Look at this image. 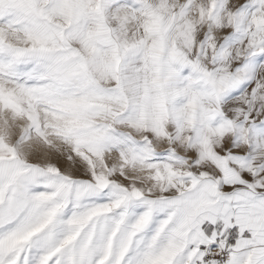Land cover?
<instances>
[{
    "label": "snow or ice",
    "instance_id": "1",
    "mask_svg": "<svg viewBox=\"0 0 264 264\" xmlns=\"http://www.w3.org/2000/svg\"><path fill=\"white\" fill-rule=\"evenodd\" d=\"M0 264H264V0H0Z\"/></svg>",
    "mask_w": 264,
    "mask_h": 264
},
{
    "label": "rangeland",
    "instance_id": "2",
    "mask_svg": "<svg viewBox=\"0 0 264 264\" xmlns=\"http://www.w3.org/2000/svg\"><path fill=\"white\" fill-rule=\"evenodd\" d=\"M3 117H0V119H2Z\"/></svg>",
    "mask_w": 264,
    "mask_h": 264
}]
</instances>
